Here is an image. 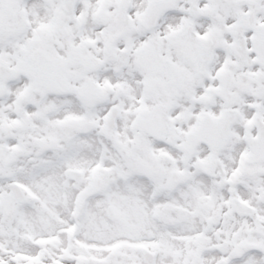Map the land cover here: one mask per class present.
I'll return each mask as SVG.
<instances>
[{"label":"snow or ice","instance_id":"1","mask_svg":"<svg viewBox=\"0 0 264 264\" xmlns=\"http://www.w3.org/2000/svg\"><path fill=\"white\" fill-rule=\"evenodd\" d=\"M0 264H264V0H0Z\"/></svg>","mask_w":264,"mask_h":264}]
</instances>
